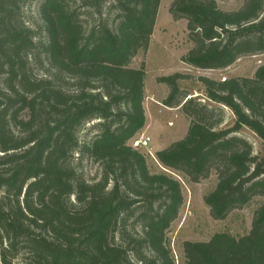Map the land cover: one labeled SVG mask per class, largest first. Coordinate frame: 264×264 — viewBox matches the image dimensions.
Masks as SVG:
<instances>
[{"label":"trees","instance_id":"trees-1","mask_svg":"<svg viewBox=\"0 0 264 264\" xmlns=\"http://www.w3.org/2000/svg\"><path fill=\"white\" fill-rule=\"evenodd\" d=\"M0 0V264H176L169 233L184 205L182 183L215 173L205 201L225 220L264 199V157L238 134L264 142V66L253 77H200L209 104L189 98L176 73L158 79L163 101L190 120L187 136L156 158L131 142L146 128V53L162 0ZM193 44L182 61L225 70L264 54V0L227 12L215 0H174ZM225 109L235 121L223 127ZM92 133L82 138L88 129ZM101 175L88 182L78 165ZM184 264H264V202L249 234L186 241Z\"/></svg>","mask_w":264,"mask_h":264},{"label":"rangeland","instance_id":"rangeland-1","mask_svg":"<svg viewBox=\"0 0 264 264\" xmlns=\"http://www.w3.org/2000/svg\"><path fill=\"white\" fill-rule=\"evenodd\" d=\"M218 6L227 12L237 11L243 7L245 0H215ZM174 0H162L155 30L146 53L141 52L132 62L131 67L140 69L145 66V110L147 117L146 128L142 134L151 138L147 155L148 165L152 172L166 171L156 158L158 151L169 148L173 143L184 139L190 128V120L180 108H169L163 105L170 90L168 86L160 84L159 78L168 77L176 73L184 74L190 79L181 81L180 87L190 94L189 98H197L200 102L209 104L204 95V88L198 81L200 77L215 80L225 78L253 77L256 71L264 66V54L244 57L233 66L225 70H200L193 68L182 61L193 48L189 40L187 21L174 20L170 8ZM42 0H30L25 9V17L30 22H38V11ZM226 118L223 127L234 124L233 113L225 109ZM88 129L82 132V138L92 133ZM238 136L248 140L254 147V152L264 157V142L251 130L244 128ZM79 171L88 182L96 181L101 175L100 165L91 160H84L78 165ZM183 186L184 205L178 219L171 227L169 237L175 255L176 264H184L182 245L186 241L207 242L216 233L226 232L235 237H242L250 233L256 212L262 206L264 199L255 198L244 209L231 212L225 220L213 218L211 208L205 199L218 185V177L212 173L209 178L200 183H190L183 176L173 173Z\"/></svg>","mask_w":264,"mask_h":264},{"label":"built area","instance_id":"built-area-1","mask_svg":"<svg viewBox=\"0 0 264 264\" xmlns=\"http://www.w3.org/2000/svg\"><path fill=\"white\" fill-rule=\"evenodd\" d=\"M133 148L140 149V150H146L148 151V154L153 156L151 153L149 146L151 144V138L148 137L145 134L138 135L133 141L131 142Z\"/></svg>","mask_w":264,"mask_h":264},{"label":"crops","instance_id":"crops-1","mask_svg":"<svg viewBox=\"0 0 264 264\" xmlns=\"http://www.w3.org/2000/svg\"><path fill=\"white\" fill-rule=\"evenodd\" d=\"M142 134V133H141ZM141 134H139V135H141Z\"/></svg>","mask_w":264,"mask_h":264}]
</instances>
